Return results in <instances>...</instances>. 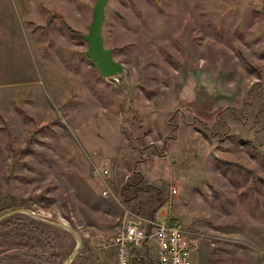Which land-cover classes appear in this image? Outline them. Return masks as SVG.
I'll use <instances>...</instances> for the list:
<instances>
[{
	"label": "rangeland",
	"instance_id": "374dc122",
	"mask_svg": "<svg viewBox=\"0 0 264 264\" xmlns=\"http://www.w3.org/2000/svg\"><path fill=\"white\" fill-rule=\"evenodd\" d=\"M94 4L0 0V216L74 229L68 264H117L124 216L178 223L193 264H264V0H107L108 78ZM37 222H0V264H64L74 237Z\"/></svg>",
	"mask_w": 264,
	"mask_h": 264
},
{
	"label": "built area",
	"instance_id": "2783aa9c",
	"mask_svg": "<svg viewBox=\"0 0 264 264\" xmlns=\"http://www.w3.org/2000/svg\"><path fill=\"white\" fill-rule=\"evenodd\" d=\"M107 174V169L101 171V175ZM107 193L101 192L103 196ZM193 241L178 223L141 217L129 220L126 216L110 240L117 264H133V252L144 245L156 250L154 264H193Z\"/></svg>",
	"mask_w": 264,
	"mask_h": 264
},
{
	"label": "water",
	"instance_id": "95a60500",
	"mask_svg": "<svg viewBox=\"0 0 264 264\" xmlns=\"http://www.w3.org/2000/svg\"><path fill=\"white\" fill-rule=\"evenodd\" d=\"M106 3L107 0H95V4L93 7V21L90 25L87 35L84 36V39L87 43L86 56L97 66L100 75L104 78L113 77L123 72L122 65L115 61L113 57V50L105 47L104 39L102 36V23L104 20V10ZM17 213L28 214L39 222L65 230L70 233L76 241V246L69 258L64 262V264L71 263L75 259L81 247V239L74 229L63 223L44 219L28 210H13L7 212L0 216V222Z\"/></svg>",
	"mask_w": 264,
	"mask_h": 264
},
{
	"label": "crops",
	"instance_id": "0c3cea01",
	"mask_svg": "<svg viewBox=\"0 0 264 264\" xmlns=\"http://www.w3.org/2000/svg\"><path fill=\"white\" fill-rule=\"evenodd\" d=\"M148 249L149 248L146 245L136 249L134 252V257L132 259L133 264H154L157 257L156 250L149 249L150 251H148Z\"/></svg>",
	"mask_w": 264,
	"mask_h": 264
},
{
	"label": "trees",
	"instance_id": "16d2710c",
	"mask_svg": "<svg viewBox=\"0 0 264 264\" xmlns=\"http://www.w3.org/2000/svg\"><path fill=\"white\" fill-rule=\"evenodd\" d=\"M67 26V25H66ZM70 30V29H69ZM128 184V183H127ZM154 201H155V199H154ZM163 202H162V200H161V202H159L157 205L158 206H160L161 204H162ZM157 206V207H158ZM147 212H149V214H154L155 212V210H154V208H147V210H146ZM144 212H145V210H144ZM37 223H40V222H37ZM5 223H0V227L2 226V225H4ZM40 224H42V223H40ZM44 224V223H43ZM44 226L45 227H51L50 225H47V224H44Z\"/></svg>",
	"mask_w": 264,
	"mask_h": 264
}]
</instances>
